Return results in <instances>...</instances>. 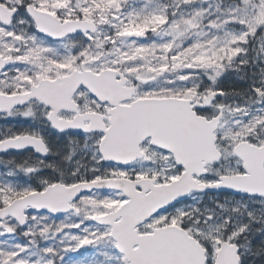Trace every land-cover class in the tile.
Listing matches in <instances>:
<instances>
[{"label":"snow or ice","instance_id":"obj_1","mask_svg":"<svg viewBox=\"0 0 264 264\" xmlns=\"http://www.w3.org/2000/svg\"><path fill=\"white\" fill-rule=\"evenodd\" d=\"M0 264H264V0H0Z\"/></svg>","mask_w":264,"mask_h":264}]
</instances>
